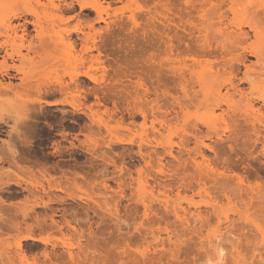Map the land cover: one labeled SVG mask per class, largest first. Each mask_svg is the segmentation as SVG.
Returning <instances> with one entry per match:
<instances>
[{"label":"rangeland","instance_id":"1","mask_svg":"<svg viewBox=\"0 0 264 264\" xmlns=\"http://www.w3.org/2000/svg\"><path fill=\"white\" fill-rule=\"evenodd\" d=\"M109 2L110 19L113 20L115 28L120 27V29H116L117 32L119 33L123 27L125 29L119 35H116V32V36H113L110 41L111 44H114H110V49L112 52L115 50L112 56L122 60V58L126 59L125 56L128 55L127 57L133 60L139 58L142 61L144 59L142 53L135 57L127 49V46L131 44L130 39H132L128 29L131 23L129 16L134 12L142 25H147L144 10L151 5V10H154V0L152 3L151 0H145V2L138 0L137 3H131L130 0H109ZM176 2L181 3V0L179 2L176 0ZM25 6H27L25 0H0V31L4 33L7 29L6 26L10 23L7 18L12 10ZM79 10V6H76L75 12L80 13L81 10ZM75 12L73 13L77 14ZM81 14L82 19L95 17V13L90 9H85ZM232 16L230 15V18ZM11 22L18 24L16 20ZM75 24L74 20L71 25ZM94 24L97 28L104 26L103 22ZM148 26L146 27L148 28ZM29 31L31 36L36 34L33 26H30ZM18 33L21 34L20 29ZM1 38L5 39L6 37ZM149 38L150 42L151 34ZM252 39L257 41L252 43L264 49V29L259 38L252 37ZM148 41L146 43H149ZM193 41L195 40H192L190 44L196 49L192 48V57H198L197 55L200 57L202 55L200 50L199 54L196 53L200 46L198 42L193 44ZM134 43L138 44V42ZM184 43L181 44L184 45ZM16 44L17 42L12 43L11 47L15 48ZM212 44L215 49L217 43L212 42ZM23 49L22 52L26 55L27 51ZM195 50L196 52H194ZM0 54L4 55V51H1ZM146 54L149 56V52ZM15 56L14 60L6 56L8 63L20 65V60L15 59ZM217 56L202 55V60L201 57H198L201 63L196 65L191 64L192 61L188 59L185 63L174 59L173 62L165 64V68H175L184 73L183 85L176 84L177 80L171 75L169 77L175 80L174 83L169 80L170 83L166 82L167 86H162L166 81L164 78L168 77L165 76L166 73H162L160 79L164 82L160 88H157L158 93H154L157 83L152 84L147 79L146 82L150 86L151 93L141 101L135 100L127 104L125 100H122L123 97L120 99L121 96L118 97L114 93H105L107 98L100 90L99 95L101 98L103 97L102 100L107 106L94 105V110H98L96 119L100 121L102 118L103 122L101 123L108 122L112 129L110 132L104 126L100 130L96 124L91 125L87 117L81 113V115L78 113L77 116H72L70 113L64 117L62 113L64 110H72L69 104H33L38 96L35 91L29 89L28 83L35 84L40 80H52V77L69 80L68 74L64 73L63 66L57 73L50 72L51 74H48L49 70L46 73L29 72L25 76L27 78L25 82H22L20 78L23 75L21 74V76L17 71H9L11 78L2 76L0 73V80L4 83L8 82V84L9 82L13 83L15 88L7 93L0 89V201H4L6 204H22L27 200V197L31 199L32 196H27L29 193L26 188H32L34 183H37L39 174L45 171V179H56L67 190L65 191L67 193L57 190L54 195L58 194L61 197L68 196V193L73 195L70 198L68 196L64 204L55 203L54 207L77 211V218L79 221L82 220L83 228H88V222L93 223L92 230L96 232L94 235L97 234V241L99 240L97 242L99 252L95 256L100 260L103 257L108 264H207L205 243L209 234L215 232L219 226L223 228L222 232L228 231L224 238V245L227 252L230 253L229 260H232L234 254L231 251L234 252L237 248L248 257L253 252L256 255L258 251H262V256H264V249H262L264 248V138L255 144L248 136L239 137L235 141L227 139L231 133L248 132L253 123L260 125L252 115L245 114L247 112L245 107L250 101L254 103L255 109H261L264 112L262 100L264 98V81L255 80L257 82L253 85L245 81L243 79L245 77L244 67L238 73L231 74L228 70L223 72L222 67L218 65L220 67L218 68L215 64L217 58L218 61L220 60V57ZM158 58L155 59L158 61ZM3 60V57L0 56V62ZM253 63L256 64L254 69L260 73L264 72V70H259L262 65L256 62L255 57H248L246 64ZM186 64L189 65L186 66ZM211 66L215 72L218 69L222 72H216L212 76L209 74L205 83L196 82V72L207 73ZM170 69L167 70L172 74ZM254 71L250 72V76H254ZM97 74L100 75V71H97ZM133 78V81L137 80L136 77ZM240 79L242 80L240 81ZM231 80L239 86L240 91L244 92L245 97L242 98L232 89L227 91ZM124 82V88L134 90L130 81L125 79ZM117 86L115 89L118 90L117 93L124 89L122 85ZM60 98L63 97H50L46 100L56 101ZM114 99L119 102L121 107L130 108L133 114L125 112L123 118L119 111L115 116L104 114L106 107L113 108ZM95 101L93 96H90L88 101L82 99L83 110L87 111V106ZM232 101L238 102L237 107L239 106L241 109L239 111L238 108V113L239 115L243 114L242 117L236 118L239 116L237 112L234 114L227 110L228 104ZM179 102L182 109L176 107V111H174L172 105ZM39 107L44 113L39 115L36 122L27 123L28 110ZM212 108L214 113H211L210 109ZM142 111L145 112L146 118L143 117ZM212 115L218 119L215 123L218 131L208 128V122H213ZM2 118H4V122H1ZM236 119H238L237 122ZM64 131L67 133L63 137ZM215 132H219V136L222 138L218 137ZM88 134L91 137H87ZM71 142L75 144V147L71 148ZM140 143H143L141 154L139 153ZM204 143L215 146L216 151L205 147ZM230 145L237 146L233 147L236 150L232 151ZM198 149L200 152L203 149L207 160L209 159L202 163L206 173L201 175L195 172V169L198 170L195 167V161L202 162ZM13 150L18 151L19 157H15ZM170 150L173 151V154L169 152ZM236 151L237 153L234 154ZM101 157L105 159L103 158V160ZM115 161L116 163H114ZM124 165L125 168H130L127 174L124 171L126 176L131 173L133 179L129 178L131 176H122L123 179L125 178L123 189L125 182L127 184L125 192L123 190L124 194L122 193L123 196H121L120 186L116 180L121 176L119 168ZM211 172L213 177H211ZM125 174L123 173V175ZM202 175H204L203 179L199 180L198 178ZM44 182L45 185L48 184L46 180ZM105 182L109 189H104L103 183ZM80 185L81 187H79ZM165 199L174 204H182L185 208H189L191 205L192 210L187 214L191 221L189 220L187 224L185 219L183 223L178 217L176 218L171 212L172 210L164 207L161 203ZM143 202L150 203V206L149 204V207L144 206ZM91 205L94 206L98 215L91 209L89 216H86L84 208ZM196 207H200V217L197 216ZM146 208L149 211H146ZM40 211L37 209V213ZM4 215L9 216V212H5ZM57 218L62 219L60 216ZM71 218L68 217V219ZM88 218L90 219L88 220ZM220 221L223 222L220 223ZM219 223L220 225H218ZM168 231H173L178 236V238L174 237L176 240L173 243L176 246H173L171 242L167 243ZM155 234H160L167 240L166 246H162L159 239L155 241L157 239L154 237ZM40 235L51 238L59 245V249L63 253L59 259L61 264H76L77 262L88 264L87 256L92 254V250H88L87 240L83 238L79 240L75 234L70 232L65 237L62 233L52 230ZM69 243L73 245L71 250L74 252L76 263L70 261L68 253L62 252V250H66L64 244ZM26 247L30 259L41 253L40 250H33L28 244ZM174 252H176V256L173 254ZM262 256L254 258L256 261L252 258V262L248 259L249 264H263L264 257Z\"/></svg>","mask_w":264,"mask_h":264},{"label":"bare ground","instance_id":"2","mask_svg":"<svg viewBox=\"0 0 264 264\" xmlns=\"http://www.w3.org/2000/svg\"><path fill=\"white\" fill-rule=\"evenodd\" d=\"M25 2L27 6H25L24 8H15L12 10V12L10 11L11 14L8 15L9 17L7 16V20L10 22L6 26L7 29L4 33L3 31H0V52L4 51V55L0 54V56H2L4 59L0 62V73L2 74V76H7L9 78L11 75H9V71H17L20 75H23H21L22 77L20 78L22 82H25L27 80L25 76L29 72L46 73L49 70V72H47L48 74L57 73L60 70L61 66H63L65 70L64 73L68 74L69 80H65L62 77H52V80H40L35 84H29L27 81L29 89L35 91L38 96L37 100H35L33 104H69L72 107V110H64L62 112L64 117H66V115L70 113L72 114V116H77L78 113H81L87 117V119L91 122V125L96 124L100 130L101 127L103 128V126L109 132L110 130H112L110 129L111 127L108 122L101 123L103 122L101 117L100 121L99 119H96L98 110H94V105H106L102 100L103 97L101 98V96L99 95L100 90L104 95H106L105 93H114L118 97L121 96L120 99L123 97L124 99L122 100H125L127 104H130L135 100L141 101L142 98L148 96L151 93L150 86L146 82L147 79L152 84L157 83V86H155L156 90L154 89V93H158L157 88H160L162 83L164 82H162L160 79L162 78V73H166L167 75L165 74V76H168L166 79L164 78V80L166 81L164 83L165 85L163 84L162 86L165 87L167 86L166 84L170 82L174 83L175 80H173L172 78L178 81L175 82L176 84L178 83V85H183L185 77L184 73L181 70H177L175 68L170 69L168 67L165 68V64L173 62L174 59H178L182 63H185L188 59L192 61L191 64L196 65L204 57H202V55L209 54L210 56L212 55L215 57L216 55H218L220 57V60L218 61L217 58L216 60L218 62L216 61L215 64L217 65V67L218 65L222 67L221 69L223 70V72L228 70L231 74L234 72L238 73L239 70L244 67L245 77L243 79L245 81H248L252 85L257 82L255 80L264 81V78H262L264 76V72L260 73L259 71L254 69V66H256L255 63L246 64V60L248 59V57L253 56L256 58V62L262 65L259 70H264V49L252 43L257 42L256 40L253 41L252 37L259 38L264 29V0H181V3L179 2V0V3H177L176 0L175 2L174 0H154V10H151L150 8L152 5L148 7V9L144 10V15L147 18V25H149L148 28L146 27V24L145 26L142 25V22L138 20L136 13L132 12L129 16V21L131 23L128 29L131 33L130 38L132 39H130L131 41L128 39L131 44H128L129 46H127V49L129 50V52H131L130 54L135 55V57L139 53H142V55L144 56V59L142 58V61L139 58L133 60L127 57L128 55L125 56L126 59L122 58V60L116 56H112L115 50L112 52V49H110V41L113 36L115 37L117 34H121L120 32L124 29V27L121 28V31L119 30V33L117 32L116 29H120V27L115 28L113 20L110 19L111 15L109 13V0H25ZM130 2L137 3L138 0H130ZM152 2L153 0H151V3ZM76 6H79L81 10L80 13L75 12ZM85 9L92 10L95 13V17H92L91 19L86 17L85 19L83 17L84 19H82L81 13H83ZM73 12L77 14H74ZM230 15L233 16L230 18ZM87 17L89 16L87 15ZM13 20L18 21V24H12L11 21ZM74 20L76 21V24L72 26L71 24ZM21 21L23 22L21 23ZM95 22H103L104 26L97 28L96 24H94ZM30 26H33V30L36 33L33 36H31L32 34H30L29 31ZM19 29L21 31V34L18 33ZM9 31H11V33H9ZM123 31H125V29ZM150 34L152 38L149 42L148 38L150 37ZM1 37L6 38L2 39ZM18 40L20 44L18 43ZM143 40H147L149 43H146L147 41L144 42ZM192 40H195L193 41V44L194 42H198L200 46V48H198V51L196 52L195 50L194 52L199 54L198 52L200 50V54L202 53V55H200L201 60H198L199 55H197L196 53L194 54H196L198 57H192V48H194L190 44ZM11 42L13 44L17 42L15 48L11 47ZM24 42L27 43L25 44ZM134 42H138V44H135ZM183 42H185V47H183L184 45H182ZM212 42L217 43L215 45V49ZM23 48L27 51L26 55L22 52ZM9 49H11L12 51H10ZM147 52H149V56H147ZM30 53H32L33 55H31ZM15 55H17L18 57H16ZM6 56L11 58L12 60H14L15 56V59L18 58L20 60V65L9 64ZM156 57L160 58V61L158 58L159 62L155 59ZM188 65L189 64H186V66ZM167 69H170V71H172V74L169 73ZM252 70H255L253 72V77L250 76V72ZM97 71H100L101 74H97ZM216 72L220 73L222 71L218 69ZM216 72L212 66L207 73H203L201 71L196 72V82L205 83L209 78V74L212 76ZM171 75L173 76L172 78L169 77ZM133 77H136L137 80L133 81ZM125 79L132 83L134 90H131L127 87L124 88ZM169 80L170 82H168ZM241 80L242 79H240V81ZM117 85H122L124 89H121L117 93L118 90H115L118 87ZM238 87L239 86H237L236 83L231 80L230 84L227 86V91H230V89H232L235 93H239L242 98L245 97L244 92L240 91ZM0 89L1 91L3 90L7 93V91H13V89L15 88L13 87V83L9 82L8 84V82L4 83L0 80ZM57 96L63 98H60L56 101L46 100L47 98ZM90 96H93L96 101L87 106V111L83 110L82 99L88 101ZM262 100L264 103V98H262ZM237 104V101H232L228 104L227 110L232 113H238L241 109L239 108V106L237 107ZM172 106L174 111H176V107L182 109V105L180 102L175 103V105ZM210 110L211 113H214L213 108ZM210 110L208 111L210 112ZM118 111L121 113V118L124 117L125 112L130 115L133 114L130 108L121 107L119 105V102L117 100L115 101V99L113 100V108L106 107L104 114L106 113L107 115L115 116ZM245 111H247L245 112V114L249 113L250 115H252L260 125L251 123L252 126L248 132H234L228 135L227 139L235 141L239 137L244 138L245 136H248V138L251 139V141H253V143L255 144L256 142L261 141V139L263 140L264 138V112L261 109H255L254 103L250 101L249 103H247ZM42 113L44 112L40 107L38 109L35 108L28 110L27 123H31V121L36 122V120L39 118V115ZM141 113L143 117L146 118L145 112L142 111ZM241 115L234 116H236L237 118ZM211 119L213 120V122H208V128L215 130L217 128V125H215V123L218 119L213 115ZM237 120L238 119H236V122ZM2 121L4 122V118L1 119V122ZM91 125L89 129L91 128ZM66 133L67 132L64 131L62 136L64 137V134ZM215 134H217L218 137H221L219 136V132H215ZM86 136L91 137L89 134ZM204 146L212 151H216V148L213 145L204 143ZM72 147H75V144L73 142H71V148ZM142 147L143 143H140V154ZM233 147L235 146L230 147L232 151L237 146L235 148ZM12 152L15 157H19L20 154L18 153V151L13 150ZM169 152L173 154L172 150H170ZM198 153L199 155L201 153L202 162L195 161L194 159L193 160L195 161V167L198 168V170L195 169V172L198 175H201L202 173H206V170L202 167V163L207 160V156L203 152V149ZM235 153H237V151L234 152V154ZM114 163H116V161ZM126 168L125 165L119 168L121 176L116 180L118 186H120L119 192L121 196H123V190L126 189L127 184V182H125V187L123 189V182L125 181V178L123 179L122 176H126L127 172H129L128 170H130V168ZM124 171H126V174ZM188 171L190 170L188 169ZM44 172H41L39 174V177L37 176V180L35 178L37 183H34L32 188H26L27 192L29 193L27 196H32L33 200L32 198L30 199L29 197H27V200L25 199L26 201L22 204H6L4 201H0V264H61V262H59V259L61 258V255H63V253H61L59 245L52 241L51 238L42 237L40 235L43 232H47L50 230L58 231L65 237L70 232L71 234H75L79 238V240L82 238L87 240L88 243L86 244V246L88 247V250H92V254L95 253L94 255L89 254L87 256L88 264H101L102 262H104L103 264H108L106 259L104 260L103 257V260H100L99 257L95 256L96 253L99 252L97 248V242H99V240L97 241V234L94 235V233L96 232L92 230L93 223H91V221L88 222V228L85 227V229L82 226V220L79 221V219L77 218V211H69V209H66L64 207L62 209L54 207L55 203L64 204L67 197L69 196L70 198L73 195L71 196V194L69 193L66 197H61L58 194L54 195V192L57 190L62 192H65L67 190H65V188H63L62 186V183H58L56 179H45L46 175L44 174ZM207 172L210 173V171L208 170ZM123 173L125 175H123ZM128 174L129 175L127 176L133 175L131 173ZM212 174L213 173L211 172V175ZM203 177L204 175H202V177H199L198 179L202 180ZM211 177H213V175ZM129 178H132V176ZM43 179L47 181V186L45 185V180L43 181ZM103 184V187H105L104 189H109L107 188L108 185L106 182ZM79 187H81V185ZM109 187L111 186L109 185ZM143 203L146 207L150 206V203H148L149 206L145 202ZM161 203L164 205V207L170 208V210H172L171 212L174 213L176 218L178 217L181 222L184 223V221L186 220L187 224L189 223L190 217L188 218L187 214L192 210L191 205L189 206V208H185L184 205L176 203L174 204L167 199L162 200ZM37 209L41 210L40 213H37ZM84 209L86 216H89V210L91 209L93 213H96V215H98L97 211L92 205ZM2 210L4 211V213L9 212V216H5ZM57 210L61 213H57ZM147 210L149 211V209L146 208V211ZM196 210L198 211L197 216L200 217V207H196ZM184 215H186V217H184ZM57 216H60L62 219H58ZM68 217L72 218L68 219ZM89 219L90 218H88V220ZM222 222L220 221V223ZM220 223L218 225H220ZM222 229L223 228H220L219 226L215 230V232L212 231L213 233L211 235L209 234V238H207L206 243L204 242L207 246V264H249L248 261H251L252 258L256 261L257 257L260 258V256L263 255L262 251L257 250L258 253L256 255L255 252L251 253L249 256L251 258H249L248 256L243 254V251L237 248L236 251H231L234 254L232 255V260H229L230 253L227 252L228 250L224 245V238L227 235L228 231L225 233L222 232ZM65 231L67 234L64 233ZM38 232L39 234H37ZM173 234H175L173 231H168L166 238L168 240L167 243L170 244L169 242H171L174 246L175 243L173 242L174 240H176L174 238L176 234ZM154 237L157 238H154L155 241L159 239V243L161 242L162 246H166L165 244H167V240L163 236L157 234ZM176 237L178 238V236ZM67 239L70 240V238ZM27 244L33 250H40L41 253L38 256L30 259L28 256V251L26 249ZM162 246L161 248H163ZM64 247H66V250H62V252L64 251L65 253H68L70 261L76 263L75 256L73 254L74 252L73 250H71V247H73V245L70 243L64 244ZM173 254L175 255L176 252H174ZM76 264L86 263L77 262Z\"/></svg>","mask_w":264,"mask_h":264}]
</instances>
